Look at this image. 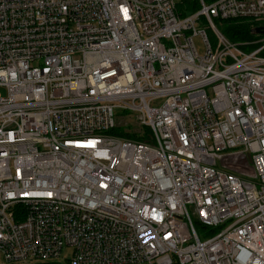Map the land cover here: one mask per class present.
Returning a JSON list of instances; mask_svg holds the SVG:
<instances>
[{"label":"built area","instance_id":"1","mask_svg":"<svg viewBox=\"0 0 264 264\" xmlns=\"http://www.w3.org/2000/svg\"><path fill=\"white\" fill-rule=\"evenodd\" d=\"M200 3L0 0L5 264H264V0Z\"/></svg>","mask_w":264,"mask_h":264},{"label":"trees","instance_id":"2","mask_svg":"<svg viewBox=\"0 0 264 264\" xmlns=\"http://www.w3.org/2000/svg\"><path fill=\"white\" fill-rule=\"evenodd\" d=\"M212 0H209L211 2ZM177 12L181 17L196 13L201 8L200 0H180L176 1ZM255 22L249 19H228L221 20L218 28L220 31L233 42H244L255 40L258 36L255 31ZM145 135L149 134V130L145 129ZM111 134L130 137L133 139L142 140L144 136L126 131L125 128L117 127L111 131ZM27 264H64L62 261H47V262H29Z\"/></svg>","mask_w":264,"mask_h":264},{"label":"rangeland","instance_id":"3","mask_svg":"<svg viewBox=\"0 0 264 264\" xmlns=\"http://www.w3.org/2000/svg\"><path fill=\"white\" fill-rule=\"evenodd\" d=\"M175 1L178 2L180 0H175ZM207 2H209V0H207ZM220 21L221 20H215V22L217 23V25H219ZM201 24H202L201 26L207 30V33L209 34V36L211 38V41L214 43L215 42V39L213 38V34H212L211 30L208 28L206 22H201ZM256 34L257 35H261V36H258L255 40H252L251 42H255V41H258V40H261V39L264 38V35L258 34V33H256ZM193 40H194V44L196 46V49H197L199 55L200 56H203L205 54V52H206V46H205V43H204L202 37L201 36H195ZM258 46H260V45L254 44L252 46H249L246 50L247 51H251V50L257 48ZM0 91L3 94L5 93V90H3V89H1ZM128 114H130L128 111H123V112L120 111V112H118V116H117V123H118V125L120 127H122V128H125V129L126 128H130V127H131L130 129H137V127H134L133 126V124H136L135 121L133 120L134 118H132L131 116L128 117L127 116ZM196 228H197L198 233H199V235H200V237L202 239L208 238V237H211V236H214L220 230V229H214V228H210V227L203 228L202 226H199V225H197ZM71 257H72V250H71V248L65 247L63 249V251H62V255L60 257V260L62 262H64V264H68L67 261L69 259H71ZM5 263L6 262L4 260L3 254L0 253V264H5Z\"/></svg>","mask_w":264,"mask_h":264},{"label":"water","instance_id":"4","mask_svg":"<svg viewBox=\"0 0 264 264\" xmlns=\"http://www.w3.org/2000/svg\"><path fill=\"white\" fill-rule=\"evenodd\" d=\"M255 31H256V33L263 34L264 33V27H257Z\"/></svg>","mask_w":264,"mask_h":264}]
</instances>
